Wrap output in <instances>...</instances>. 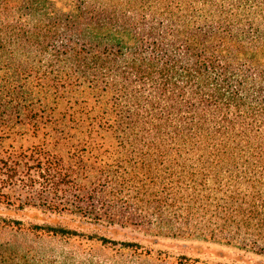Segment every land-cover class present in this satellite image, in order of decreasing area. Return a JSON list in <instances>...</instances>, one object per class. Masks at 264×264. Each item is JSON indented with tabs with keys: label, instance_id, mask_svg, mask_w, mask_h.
Returning a JSON list of instances; mask_svg holds the SVG:
<instances>
[{
	"label": "trees",
	"instance_id": "obj_1",
	"mask_svg": "<svg viewBox=\"0 0 264 264\" xmlns=\"http://www.w3.org/2000/svg\"><path fill=\"white\" fill-rule=\"evenodd\" d=\"M0 206L47 215H0V264H219L135 230L264 258V0H0Z\"/></svg>",
	"mask_w": 264,
	"mask_h": 264
},
{
	"label": "rangeland",
	"instance_id": "obj_2",
	"mask_svg": "<svg viewBox=\"0 0 264 264\" xmlns=\"http://www.w3.org/2000/svg\"><path fill=\"white\" fill-rule=\"evenodd\" d=\"M0 215L13 219H20L23 223H42L46 220V214L40 210H16L14 208L6 210L3 206H0ZM60 223H65L61 221ZM127 235L130 237L140 238V242L148 247H153L154 253L159 250H166L169 255L176 256L178 254H186L190 257H196L200 260H207L219 264H264V258L251 252L239 248L233 244H227L219 240L203 239L202 237H171V236H159L156 238L157 243L152 245L147 241L152 239L150 235L143 232L128 231ZM30 239L34 240L36 244L43 247L54 248L56 250L75 251L81 254L82 251L92 248V252L99 258H105V256L111 255L114 252L111 248H102L96 243L85 242L84 240H62L56 238H36L34 235H28ZM128 236V237H129ZM10 230H6L2 233V238H9ZM123 237L121 235L118 236ZM154 240V239H153Z\"/></svg>",
	"mask_w": 264,
	"mask_h": 264
}]
</instances>
